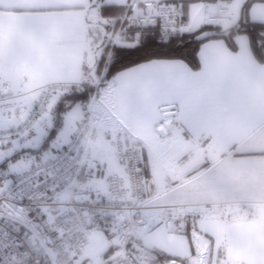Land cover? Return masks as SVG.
Returning a JSON list of instances; mask_svg holds the SVG:
<instances>
[{
    "label": "snow or ice",
    "instance_id": "6c2138e0",
    "mask_svg": "<svg viewBox=\"0 0 264 264\" xmlns=\"http://www.w3.org/2000/svg\"><path fill=\"white\" fill-rule=\"evenodd\" d=\"M0 264H264V0H0Z\"/></svg>",
    "mask_w": 264,
    "mask_h": 264
}]
</instances>
